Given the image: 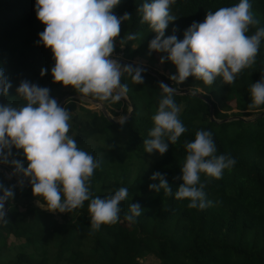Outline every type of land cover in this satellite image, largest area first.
Returning <instances> with one entry per match:
<instances>
[{
    "label": "trees",
    "instance_id": "obj_1",
    "mask_svg": "<svg viewBox=\"0 0 264 264\" xmlns=\"http://www.w3.org/2000/svg\"><path fill=\"white\" fill-rule=\"evenodd\" d=\"M144 2L121 0L114 9L118 17L132 15L121 25L115 55L130 61L139 56L153 65L166 54L150 52V41L157 34L141 23L137 10ZM239 2L176 0L171 14L177 19L166 29L168 35L175 34L183 40L192 23H202L208 11ZM249 3L259 21L256 27L264 28V0ZM35 6L36 0H0V68L12 85L9 95L0 97V104L23 105L17 88L25 80L48 88L50 97L58 103L64 98L60 106L72 115L69 134L79 148L100 161L91 180L93 197L104 198L119 187H126L129 197L120 205L118 223L93 231L88 201L69 213L48 211L41 208L43 201L34 197L27 179L11 176L14 169L0 164L5 170H0V183L15 186L14 199L6 203L7 223H0V264H141L145 256H153L159 264H264V115H259L264 106L249 107L250 85L264 77V41L254 66L244 69L231 85L217 78L209 86L195 77L178 84L170 79L178 73L168 60L162 64L165 74L144 71L141 85L125 74L121 82L129 87L126 100L102 102L113 119L127 117L121 125L109 120L99 107L77 104L80 98L101 102L95 97L54 82L51 69L55 60L52 50L40 42L39 34L46 25L38 20ZM256 27L250 28L249 35ZM127 33L140 36L121 48L119 39ZM43 69L47 70L45 75H41ZM162 81L177 89L173 98L181 107L179 118L187 129L163 156L146 153L143 145L154 127L152 117L163 95L159 89ZM198 88L209 103L194 94ZM185 90L187 93H181ZM68 94L77 96L67 97ZM210 105L214 120H210ZM231 109L236 111L228 113ZM253 115L248 120L240 118ZM199 130L212 133L217 155H230L236 160L219 180L201 174V182L207 185L206 198L213 202L205 210L190 209V201L175 198L183 183L182 178H177L182 177L187 155L185 142L194 141ZM12 151V159L27 167L23 152L15 148ZM156 172L166 177L172 195L150 190V184L159 183L151 179ZM20 179H24L23 187L18 183ZM132 203L142 209L135 223L125 220ZM10 237L20 242L11 244Z\"/></svg>",
    "mask_w": 264,
    "mask_h": 264
},
{
    "label": "clouds",
    "instance_id": "obj_2",
    "mask_svg": "<svg viewBox=\"0 0 264 264\" xmlns=\"http://www.w3.org/2000/svg\"><path fill=\"white\" fill-rule=\"evenodd\" d=\"M176 0H145L138 13L141 23L150 26L157 35L150 41L149 49L164 53L161 64L168 60L177 68L173 82L184 83L195 77L206 85H213L217 78L231 85L244 70L254 66L264 41V28L256 27L249 0H240L233 6L208 11L202 23L193 22L184 33L183 40L175 34L165 37L169 24L177 18L171 14ZM121 0H36V14L46 25L39 34L40 42L52 50L55 65L51 69L54 82L71 86L84 96H93L101 102L118 103L126 100L129 87L121 82L127 74L137 85L144 84V69L122 64L114 58L122 23L131 14L118 17L114 14ZM256 27L249 35L250 28ZM176 31L175 29L173 30ZM139 33H127L119 39L121 48L139 38ZM135 48V45H132ZM43 69L41 75H45ZM12 85L0 68V97H7ZM162 98L152 117L154 127L144 141V151L163 156L169 145L177 143L187 131L179 118L181 107L174 100L177 89L159 83ZM250 108L264 106V77L250 85ZM17 93L24 101L20 107L10 103L0 104V164L10 165L11 176L27 179L34 197L51 212H71L89 202L91 228L99 231L102 225L120 221L121 203L128 199L129 190L119 187L104 198L93 197L91 180L100 167V161L78 147L71 131V112L50 97V90L29 81H22ZM127 120L121 116L118 122ZM13 148L22 151L27 167L12 159ZM187 152L182 166L183 183L175 192L177 200L190 201V209L205 210L213 202L206 198V183L201 174L221 179L225 170H231L236 160L230 155H217V146L210 131L199 130L192 142H185ZM24 179L18 181L23 187ZM150 190L172 195L173 189L160 172L152 175ZM15 186L0 183V223H7L5 205L14 199ZM142 214L141 206L132 203L125 220L135 223Z\"/></svg>",
    "mask_w": 264,
    "mask_h": 264
},
{
    "label": "rangeland",
    "instance_id": "obj_3",
    "mask_svg": "<svg viewBox=\"0 0 264 264\" xmlns=\"http://www.w3.org/2000/svg\"><path fill=\"white\" fill-rule=\"evenodd\" d=\"M168 36H169L168 31L166 30L165 37H168ZM115 57L121 58V56L119 54L114 55V58ZM131 61L138 63V64H142V65L148 67L149 69L154 70V72H156L157 74H165V71L163 70V66H162L161 62H155L153 65H150L149 63H147V61L145 59H143L139 56H136ZM197 90L201 91V89H199V88ZM80 99H81V101L78 102L77 104L81 103L82 105H84L87 108H93V109L98 108V106L96 104H94L93 102H91L88 98H80ZM234 111H236V109H231L228 111V113H232ZM122 116H124V115H122ZM119 117H121V116H119ZM119 117H115V118L118 120ZM253 117H254V115L250 116L248 118H253ZM9 242L11 244H18L20 241L18 239L10 237ZM140 262H141V264H159L157 259L154 258L153 256H145L144 258L140 259Z\"/></svg>",
    "mask_w": 264,
    "mask_h": 264
},
{
    "label": "water",
    "instance_id": "obj_4",
    "mask_svg": "<svg viewBox=\"0 0 264 264\" xmlns=\"http://www.w3.org/2000/svg\"><path fill=\"white\" fill-rule=\"evenodd\" d=\"M115 58H118V57H115ZM119 61L122 63V64H131L133 67H136V66H140V67H142L145 71H148V72H154V71H151L148 67H146V66H144V65H142V64H138V63H135V62H133V61H130V60H125V59H123V58H119ZM154 74V73H153ZM163 82V81H162ZM164 83V82H163ZM181 93H187V91L185 90V91H183V92H181ZM196 96H198V97H200V98H202L203 100H205L206 102H210L208 99H206L204 96H203V94L202 93H200L199 91L198 92H196V93H194ZM74 96H77V95H70V94H68L67 95V97H74ZM91 102H93L94 104H96L100 109H101V111L103 112V114L109 119V120H111V121H118V120H115V119H113L111 116H110V114L108 113V111L106 110V108L104 107V105H103V103L102 102H98V101H96V100H93V99H89ZM63 101H64V98L61 100V102L59 103V105H61L62 103H63ZM131 108H130V112H129V114L131 113ZM259 115H264V110L259 114ZM241 119H243V120H248V119H250V118H244V117H240ZM210 120H214V116H213V108H212V106L210 105ZM0 170L2 171V172H5V170H4V168L3 167H0ZM26 184H29V185H31L30 183H26ZM5 208H6V205H5Z\"/></svg>",
    "mask_w": 264,
    "mask_h": 264
}]
</instances>
